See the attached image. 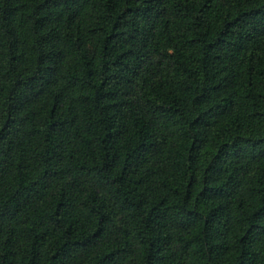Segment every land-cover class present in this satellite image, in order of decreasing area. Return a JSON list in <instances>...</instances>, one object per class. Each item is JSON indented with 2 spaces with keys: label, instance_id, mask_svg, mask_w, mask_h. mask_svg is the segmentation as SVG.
Returning <instances> with one entry per match:
<instances>
[{
  "label": "trees",
  "instance_id": "16d2710c",
  "mask_svg": "<svg viewBox=\"0 0 264 264\" xmlns=\"http://www.w3.org/2000/svg\"><path fill=\"white\" fill-rule=\"evenodd\" d=\"M0 264H264V0H0Z\"/></svg>",
  "mask_w": 264,
  "mask_h": 264
}]
</instances>
